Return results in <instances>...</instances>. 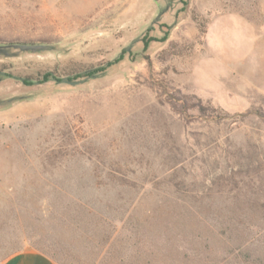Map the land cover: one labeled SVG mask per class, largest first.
Here are the masks:
<instances>
[{
	"label": "rangeland",
	"instance_id": "rangeland-1",
	"mask_svg": "<svg viewBox=\"0 0 264 264\" xmlns=\"http://www.w3.org/2000/svg\"><path fill=\"white\" fill-rule=\"evenodd\" d=\"M0 45L53 48L0 56V264H264V0H0Z\"/></svg>",
	"mask_w": 264,
	"mask_h": 264
},
{
	"label": "trees",
	"instance_id": "trees-1",
	"mask_svg": "<svg viewBox=\"0 0 264 264\" xmlns=\"http://www.w3.org/2000/svg\"><path fill=\"white\" fill-rule=\"evenodd\" d=\"M19 46H30V45H7V46H2L0 45V49H4L8 52V55H5L3 53H0V56L3 57H16L18 52H21L17 47ZM31 46H35V45H31ZM15 55V56H13ZM97 72L99 71H88V73H84L83 76L81 77H76V78H70L71 81H76L79 78H88L90 76H96ZM44 80L50 81L51 80V75L47 74L44 76ZM24 84H28L25 81H23ZM197 109L198 111V115L195 116H190V118H192L194 121L197 120H202V121H206L209 123H221L225 118H227L226 116H224L222 113H220L218 110L210 108V107H203V106H198V107H194V110ZM181 115H186L187 116V107L186 106H181L180 109H178ZM253 117L257 116L261 119H264V114L262 113H255L252 112L250 113Z\"/></svg>",
	"mask_w": 264,
	"mask_h": 264
},
{
	"label": "crops",
	"instance_id": "crops-1",
	"mask_svg": "<svg viewBox=\"0 0 264 264\" xmlns=\"http://www.w3.org/2000/svg\"><path fill=\"white\" fill-rule=\"evenodd\" d=\"M5 264H59L51 257L34 248H25L8 258Z\"/></svg>",
	"mask_w": 264,
	"mask_h": 264
},
{
	"label": "water",
	"instance_id": "water-1",
	"mask_svg": "<svg viewBox=\"0 0 264 264\" xmlns=\"http://www.w3.org/2000/svg\"><path fill=\"white\" fill-rule=\"evenodd\" d=\"M160 19V16H158L154 21H153V25L158 23ZM141 39L140 38H137L135 40H133L131 42V44L125 48L124 50V53H129L131 52L133 46L135 44H137ZM21 52H31V53H39V52H43V51H51L53 50L52 47H47V46H19L17 47ZM0 53H3L5 55H8V52L4 49H0ZM15 56V55H13ZM88 73V72H86ZM4 73H0V76H3ZM95 76H90L86 79H83L81 81H71L69 78H63L61 79L60 81H58L57 79H54V81L58 82L59 84H66V85H71V86H77V85H80V84H84L87 82L88 79H92L94 78ZM35 84H38V83H35Z\"/></svg>",
	"mask_w": 264,
	"mask_h": 264
}]
</instances>
